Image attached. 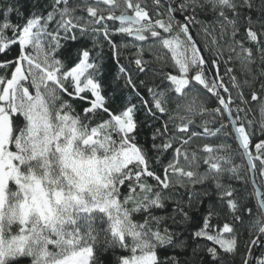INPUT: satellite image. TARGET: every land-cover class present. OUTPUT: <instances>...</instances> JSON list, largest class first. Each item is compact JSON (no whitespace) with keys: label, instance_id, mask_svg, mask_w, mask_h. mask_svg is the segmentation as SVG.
<instances>
[{"label":"snow or ice","instance_id":"snow-or-ice-1","mask_svg":"<svg viewBox=\"0 0 264 264\" xmlns=\"http://www.w3.org/2000/svg\"><path fill=\"white\" fill-rule=\"evenodd\" d=\"M262 137L264 0L0 3V264H264Z\"/></svg>","mask_w":264,"mask_h":264},{"label":"trees","instance_id":"trees-1","mask_svg":"<svg viewBox=\"0 0 264 264\" xmlns=\"http://www.w3.org/2000/svg\"><path fill=\"white\" fill-rule=\"evenodd\" d=\"M33 2L34 0H18V4L21 6V11L24 12L26 15L29 12V10L33 8ZM46 2L47 0H42V3H46ZM0 3H3V0H0ZM149 3H150V0H149ZM12 19L13 21H16L17 17L13 16ZM118 24L119 22L117 21L116 25L118 26ZM197 31H198V28L193 29L194 33ZM113 39L116 40L117 43L128 44L127 48L121 47L120 49V64L124 65L125 67L129 69V71L132 72L134 80L145 79L143 75L138 76V74L135 72L134 64H129V61L134 59V56H135V48L131 46L132 38L124 39L120 36H115L113 37ZM225 39H227V37H225ZM237 39H241V37L238 36ZM101 43H103L104 45L103 47L104 56H103V68H102L103 75L102 77H100V80L102 84L104 85L105 95L110 96V97H115V101H114L115 105L119 106L122 100L124 102H127V96L129 95L130 90L124 88L123 78L117 79L118 67H117L116 61L112 58V54L109 50V47L107 43L103 41L102 38H101ZM81 45L91 48L92 47L91 38L85 36V37H80L77 41H69L67 45L62 49V52L64 53V56H73L75 50L79 48ZM246 46H251V45H246ZM97 50L99 49H94L93 52ZM146 58H150V57H146ZM258 65H259V61H257V65H253V71H256ZM235 67L238 68L239 66L235 65ZM237 75H239V72H237ZM225 82L226 83L228 82L227 79L225 80ZM156 83H159V80H157ZM149 86H152L151 83H149ZM258 87H259V82H257L256 88L254 89L245 87L244 89L245 96L250 100L251 91L258 90ZM141 94L143 95V93ZM233 95L235 96V93H233ZM132 102L139 105V100L135 98H133ZM215 106H216L215 101L214 100L211 101L209 104V107H215ZM257 106H258L257 103L251 104L252 110L253 112H255V117H253L252 113H250L248 116L249 119L255 118L256 120H259V113L258 111H256ZM138 117L141 121L145 120L143 109L139 111ZM148 122L152 123L151 120H149ZM156 126L158 127L159 124H156ZM140 131H141V135L139 139L141 140V143H150L151 141L149 139V135H150L151 129H149L148 127L142 124ZM202 142L203 141H198L197 143H202ZM229 143H231V141H229ZM232 146L234 149L236 148L235 144H233ZM236 162L240 163L241 161L237 159ZM242 175H247L246 167H245L244 172H242ZM235 186L237 188H241L244 190L245 198H247L248 194L253 192V189H254V185L251 182H249L247 185L237 183ZM261 190H264V188H262ZM248 204H249V207H252L255 204V200L254 199L249 200ZM244 235H245V238H247V233H245ZM193 264H196V262L194 261ZM237 264H239L238 260H237Z\"/></svg>","mask_w":264,"mask_h":264}]
</instances>
